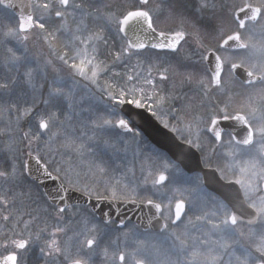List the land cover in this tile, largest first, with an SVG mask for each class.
Masks as SVG:
<instances>
[{"label": "snow or ice", "instance_id": "snow-or-ice-1", "mask_svg": "<svg viewBox=\"0 0 264 264\" xmlns=\"http://www.w3.org/2000/svg\"><path fill=\"white\" fill-rule=\"evenodd\" d=\"M0 264H264V0H0Z\"/></svg>", "mask_w": 264, "mask_h": 264}]
</instances>
